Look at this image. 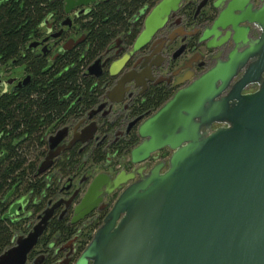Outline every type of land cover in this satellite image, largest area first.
<instances>
[{
  "label": "water",
  "instance_id": "obj_1",
  "mask_svg": "<svg viewBox=\"0 0 264 264\" xmlns=\"http://www.w3.org/2000/svg\"><path fill=\"white\" fill-rule=\"evenodd\" d=\"M87 1L78 6L97 0ZM186 1L194 3L160 0L136 49ZM71 3L65 2L66 13ZM207 6L218 14L202 39L215 41L227 32L234 51L140 124L143 142L131 153L133 165L165 149L172 155L148 174L140 170V179L130 174L116 180L120 197L77 264H264V0H203L197 13ZM56 155L38 175L49 171ZM106 179L93 181L72 224L100 206ZM52 217L53 209L45 212L0 255V264H29Z\"/></svg>",
  "mask_w": 264,
  "mask_h": 264
},
{
  "label": "flooded vegetation",
  "instance_id": "obj_2",
  "mask_svg": "<svg viewBox=\"0 0 264 264\" xmlns=\"http://www.w3.org/2000/svg\"><path fill=\"white\" fill-rule=\"evenodd\" d=\"M59 1L63 3L62 15L52 16L46 21L42 35L27 47L24 54L31 53L46 59L49 68L65 57L79 55L85 62L82 76L91 83V88L86 90L84 97H78L75 101L70 96L66 98V101L72 99V104L63 116L65 119H56L61 123L47 129L38 162L39 171L51 155L57 154L50 161L51 168L44 174L47 187L35 197V207L40 213L37 221L45 212L53 209L48 231L54 221H66L74 234L67 242L56 239L52 243L42 244L46 248L43 256L33 259L34 250L29 256V264L78 263L94 238L93 234L91 241L84 246L82 239L85 233L90 227L99 229L104 224L120 197L122 187L116 186V180L121 181L130 174L140 179V170L144 169V173L148 174L154 168L151 166L154 162L171 154L170 150L165 149L153 154L143 164L133 165L131 153L143 142L140 124L153 116L178 90L210 72L220 62L227 61L235 49L227 32L221 33L215 41L202 39V32L211 26L218 14L209 6L197 13V5L203 0H193L194 3L190 5L184 2L151 41L136 49L147 17L160 1L155 4L151 0L144 2L139 11L127 20L126 29H121L104 48L96 52L92 41L95 10L101 5L128 0H97L82 6H78L80 0H72L69 13L65 11L67 0ZM87 2L83 0V4ZM218 43H223L220 49H209V45ZM161 47L163 50L160 51ZM244 48L241 47L240 51ZM9 68L1 67L6 71ZM15 68H22V77L2 80L0 74V95L21 91L30 85L32 76L27 66ZM255 89L252 87V91ZM159 93L165 94V100L157 107L159 103L156 104L155 98ZM87 97L93 98L92 104L86 100ZM78 106L80 108L75 111ZM90 136H93L92 140L82 142ZM56 137H61L58 143L50 141ZM74 155L80 156L82 162L67 171L65 166ZM127 157L129 164L125 165L124 162L117 172L114 169L115 161ZM103 163V173L91 176V167ZM101 175L107 176L101 190L102 203L78 224H72L75 208L81 204L93 181ZM26 199H21L23 205L19 201L14 205H21V209L27 210L26 205L31 203L32 198ZM70 200L73 201L72 206L67 208L66 202Z\"/></svg>",
  "mask_w": 264,
  "mask_h": 264
},
{
  "label": "trees",
  "instance_id": "obj_3",
  "mask_svg": "<svg viewBox=\"0 0 264 264\" xmlns=\"http://www.w3.org/2000/svg\"><path fill=\"white\" fill-rule=\"evenodd\" d=\"M146 1L151 0H128L99 6L92 24L95 51H100L115 34L126 29L127 20ZM152 1L156 4L159 0ZM63 10V3L59 0H0V68L26 65L32 76L27 88L0 95V255L13 245L15 232L20 226V222L11 219L9 214L14 203L20 198L40 195L48 185L44 175H38L47 129L61 123L56 119H65L63 116L72 99L84 97L86 90L91 88V83L82 76L85 62L79 55L65 57L49 68L46 59L24 54L27 47L42 35L46 21L52 16H61ZM165 94L156 96L157 107L165 100ZM69 96L72 99L66 101ZM86 100L91 104L94 101L90 97ZM79 108L75 107V111ZM81 162L80 156L74 155L65 169H73ZM88 230L91 231V241L92 231L96 229L90 227ZM48 233L47 237H42L41 244L56 239L67 242L74 231L66 221L56 220ZM86 244L84 242V246Z\"/></svg>",
  "mask_w": 264,
  "mask_h": 264
},
{
  "label": "rangeland",
  "instance_id": "obj_4",
  "mask_svg": "<svg viewBox=\"0 0 264 264\" xmlns=\"http://www.w3.org/2000/svg\"><path fill=\"white\" fill-rule=\"evenodd\" d=\"M0 74H2L1 79L3 80H8L9 78H20L22 77V68H9V70H5V69H1L0 68ZM170 155V153H169ZM168 155V156H169ZM172 155V154H171ZM170 155V156H171ZM167 158V157H166ZM116 163H114V169L118 172L120 170L121 164L122 167L124 165V162H126L125 165L129 164V158L127 157L125 160H117L115 161ZM155 163V162H154ZM92 168V173L90 174L91 176H96L98 174L103 173L104 171V163L103 164H98L95 167H91ZM30 197V196H29ZM28 200H30V198L26 197ZM22 198L18 199L17 202L20 203L21 205H23L22 203ZM26 199V201H27ZM25 201V202H26ZM37 201H35V197H32L31 199V203L28 204L27 206V210L21 209V205L20 206H12V209L10 210V217L11 219L20 222L18 226V230H16L15 232V238H14V242L19 238V237H25L27 236L30 231L32 230L33 226L37 224V217L40 214L39 210H36L35 207V203ZM16 203V202H15ZM21 210V211H20ZM20 211V212H19ZM28 216H30V218H28ZM97 229V228H95ZM98 230V229H97ZM90 230H87V232L85 233L82 242L84 244V242H89V234H90ZM95 230L92 231V233L95 235ZM49 233L46 234L45 237L48 236ZM54 242V241H53ZM14 244V243H13ZM51 245V244H50ZM87 245V244H86ZM46 250L45 246H43L41 243L39 246H37V248L35 249V256L33 259L39 258L40 256H43L44 251ZM31 264V263H30Z\"/></svg>",
  "mask_w": 264,
  "mask_h": 264
},
{
  "label": "built area",
  "instance_id": "obj_5",
  "mask_svg": "<svg viewBox=\"0 0 264 264\" xmlns=\"http://www.w3.org/2000/svg\"><path fill=\"white\" fill-rule=\"evenodd\" d=\"M171 155V154H170ZM170 156H168L167 158L163 159V160H158L157 162L153 163L151 166L155 167L157 164H160L162 162H167L169 160Z\"/></svg>",
  "mask_w": 264,
  "mask_h": 264
}]
</instances>
